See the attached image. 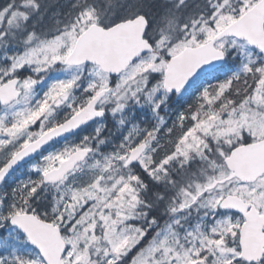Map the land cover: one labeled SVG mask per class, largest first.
Listing matches in <instances>:
<instances>
[{"label":"snow or ice","instance_id":"obj_1","mask_svg":"<svg viewBox=\"0 0 264 264\" xmlns=\"http://www.w3.org/2000/svg\"><path fill=\"white\" fill-rule=\"evenodd\" d=\"M0 264H264V0H0Z\"/></svg>","mask_w":264,"mask_h":264}]
</instances>
